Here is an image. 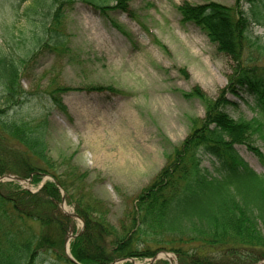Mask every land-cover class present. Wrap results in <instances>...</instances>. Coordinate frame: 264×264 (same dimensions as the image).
I'll return each mask as SVG.
<instances>
[{"label": "trees", "instance_id": "1", "mask_svg": "<svg viewBox=\"0 0 264 264\" xmlns=\"http://www.w3.org/2000/svg\"><path fill=\"white\" fill-rule=\"evenodd\" d=\"M76 1L13 3V16H22L40 33L34 36L33 49L22 48L21 54L16 42L0 44V178L12 175L38 187L31 192L18 181H0V264H40L44 256L58 264H113L164 251L175 253L178 264L264 260V173H257L236 149L246 145L264 166V153L254 140L264 130V44L249 35L252 22L264 28V0H247L250 12L243 9L242 0L233 7L211 2L179 8L184 22L201 27L219 53L234 61V72L217 98L204 99L206 117L137 195L120 228L111 223L110 205L95 196L89 172L75 164L74 156L59 161L51 155L49 113L33 119L21 113L29 97L37 94L22 82L28 62L38 49L58 54L66 48L65 10ZM80 1L106 14L111 7L126 11L130 0ZM112 2L116 6L110 7ZM68 90L51 85L46 93L70 118L63 99ZM241 90L252 96L257 119L236 120L225 111L234 104L226 95L238 96ZM201 153L215 158L212 170L202 165ZM62 190L66 205L83 221L81 233L77 220L61 209ZM70 231V256L77 263L67 253Z\"/></svg>", "mask_w": 264, "mask_h": 264}, {"label": "rangeland", "instance_id": "2", "mask_svg": "<svg viewBox=\"0 0 264 264\" xmlns=\"http://www.w3.org/2000/svg\"><path fill=\"white\" fill-rule=\"evenodd\" d=\"M18 2L0 0V44L16 42L21 54L22 48L33 49L40 29L20 15L13 16V3ZM211 2L236 5V0H130L126 11L115 10L111 6L117 3L112 2L103 14L77 0L65 10L66 48L58 54L38 49L25 69L23 85L37 94L29 97L21 113L28 119L49 113L51 155L59 161L72 155L75 164L89 172V185L110 205L109 219L118 228L137 195L206 117L207 100L220 95L234 72V61L219 53L201 27L184 22L179 10L186 4ZM28 5L29 1L22 5L20 14ZM241 5L250 12L247 0ZM249 35L264 44L262 26L252 22ZM51 85L69 89L63 99L70 118L51 102L46 93ZM226 98L234 103L225 108L231 117L257 119L247 91L238 96L228 93ZM254 140L264 153V130ZM236 149L257 173H264L258 155L246 145L238 144ZM200 157L202 165L212 170L215 158L205 153ZM20 184L38 191L29 180ZM82 227L78 220L77 229ZM73 234L70 231L68 236ZM169 255L173 262L176 255ZM159 259L167 258L161 253ZM40 264L58 263L44 256Z\"/></svg>", "mask_w": 264, "mask_h": 264}, {"label": "water", "instance_id": "3", "mask_svg": "<svg viewBox=\"0 0 264 264\" xmlns=\"http://www.w3.org/2000/svg\"><path fill=\"white\" fill-rule=\"evenodd\" d=\"M7 178H9L10 180H17V181H22V179L21 178H18V177H12V176H6ZM64 198V200H65V197H63ZM66 212V211H65ZM66 214H68L69 216H73V217H75V218H77V219H79V217L75 214V213H68V212H66ZM80 220V219H79ZM70 239V238H69ZM72 259V258H71ZM73 260V259H72ZM74 261V260H73ZM75 262V261H74ZM75 263H77V262H75ZM78 264V263H77Z\"/></svg>", "mask_w": 264, "mask_h": 264}, {"label": "bare ground", "instance_id": "4", "mask_svg": "<svg viewBox=\"0 0 264 264\" xmlns=\"http://www.w3.org/2000/svg\"><path fill=\"white\" fill-rule=\"evenodd\" d=\"M64 209H65L66 211H68V208H67V206H65V207H64Z\"/></svg>", "mask_w": 264, "mask_h": 264}]
</instances>
